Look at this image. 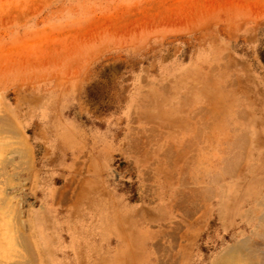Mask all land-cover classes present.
<instances>
[{
  "label": "rangeland",
  "instance_id": "obj_1",
  "mask_svg": "<svg viewBox=\"0 0 264 264\" xmlns=\"http://www.w3.org/2000/svg\"><path fill=\"white\" fill-rule=\"evenodd\" d=\"M0 163V264L25 256L14 231L35 264H88L91 196L132 219L133 264L244 238L264 264L238 221L264 191V0H0ZM115 242L98 254L121 261Z\"/></svg>",
  "mask_w": 264,
  "mask_h": 264
},
{
  "label": "bare ground",
  "instance_id": "obj_2",
  "mask_svg": "<svg viewBox=\"0 0 264 264\" xmlns=\"http://www.w3.org/2000/svg\"><path fill=\"white\" fill-rule=\"evenodd\" d=\"M6 126L9 128L8 123H6ZM48 129L54 135L59 134V131L57 130V128L48 126ZM60 136L61 138L58 142L61 143V146L64 147V149H66L67 147L70 148L73 145L68 135L60 133ZM255 140H256L255 149L261 148L260 139L256 137ZM20 154H21V157H23V154L22 153ZM233 160L234 159L228 162V164H225L226 167H224V171H226L227 173H230L231 175H233L235 172L233 168L234 166ZM7 162L10 163V161H7ZM237 185L239 188L244 186V184H241L238 182H237ZM224 191L225 189H222V193L219 194L218 198L222 200L221 201L222 203L220 202V204H218L217 210H216L217 220L219 221L221 227H222V205H224L223 201L225 199V197H223ZM189 200L186 197H183V199L179 201H180V204H185L188 206ZM251 201H253V204L250 205ZM243 204L245 208L246 207L248 208L247 210H245L243 216L241 215L239 216L238 221L241 224L244 222L248 223V220L252 221V223L256 224V227L260 228L264 232V191L262 193L256 192L253 199L248 198L244 201ZM87 206H88L87 211H88L89 218L87 219L88 224L86 226V233L88 234L89 241L88 242L85 241V247H86L85 249L88 252H92L91 251L92 249L95 251L94 257H92V259H90L87 263L88 264H133V261L129 258V253H130L129 247L134 244L133 235L130 232V229L132 228L128 226L130 224L131 225L133 224V222H131L132 219L129 217V215L127 216V214L124 213L122 209L118 208L113 203L112 197L109 199H104L100 196H91V198H89ZM162 218H165V217H162ZM11 228L10 230H12ZM7 232L9 233L8 230ZM13 233L17 234V237L16 236L13 237L10 234H6V238H5L6 242L4 243L8 247V251L12 250V243L16 242V245L22 249L25 255V256H22L21 254V255L16 256L18 258V261L15 264H35L28 238L19 231H14ZM7 235L9 236L7 237ZM111 237L112 239L116 241L114 243L115 246L113 247V254L118 257L121 256L123 258L121 261H116V260L110 261V258H108L106 254L105 255L98 254V252H101L102 250L100 249V245L102 243L104 244L105 242L108 243ZM94 239H97V240L94 241ZM143 239L145 241L143 246L147 247L149 244V242H147L149 239V236L147 235V241L145 238ZM151 246L152 248H154L156 254L160 252L164 253V255H161L162 257H164V260L160 259L159 261V259H157L156 257L154 264H175V258H177L176 256L179 255L180 258H183L188 250V248L185 250V248L183 249L179 247V249H177V251L173 253L172 251H170V248L162 247L158 244H152ZM257 260H258V256H257L255 247H252L251 239L244 238V239L235 241L233 244L228 245L226 248H224V250H222L214 258L211 264H257L256 262ZM190 264H194L193 260L191 261Z\"/></svg>",
  "mask_w": 264,
  "mask_h": 264
}]
</instances>
